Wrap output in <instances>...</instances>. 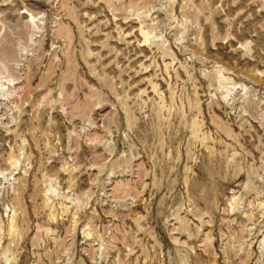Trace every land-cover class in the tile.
I'll use <instances>...</instances> for the list:
<instances>
[{"label": "rangeland", "instance_id": "rangeland-1", "mask_svg": "<svg viewBox=\"0 0 264 264\" xmlns=\"http://www.w3.org/2000/svg\"><path fill=\"white\" fill-rule=\"evenodd\" d=\"M0 264H264V0H0Z\"/></svg>", "mask_w": 264, "mask_h": 264}]
</instances>
